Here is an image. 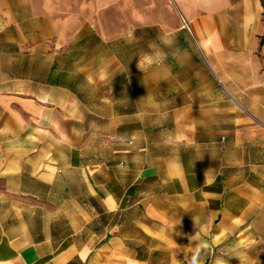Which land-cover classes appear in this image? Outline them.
Listing matches in <instances>:
<instances>
[{"label": "crops", "instance_id": "1", "mask_svg": "<svg viewBox=\"0 0 264 264\" xmlns=\"http://www.w3.org/2000/svg\"><path fill=\"white\" fill-rule=\"evenodd\" d=\"M171 2L126 70L0 0V264H264V0Z\"/></svg>", "mask_w": 264, "mask_h": 264}, {"label": "rangeland", "instance_id": "2", "mask_svg": "<svg viewBox=\"0 0 264 264\" xmlns=\"http://www.w3.org/2000/svg\"><path fill=\"white\" fill-rule=\"evenodd\" d=\"M71 17L74 41L83 48L103 37L121 69L143 68L146 54L159 62L161 23L176 19L171 0H58ZM62 7V8H63ZM100 42V40H99Z\"/></svg>", "mask_w": 264, "mask_h": 264}]
</instances>
